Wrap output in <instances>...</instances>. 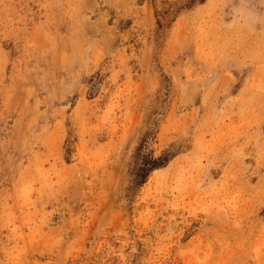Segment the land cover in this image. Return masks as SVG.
<instances>
[{
  "label": "rangeland",
  "instance_id": "obj_1",
  "mask_svg": "<svg viewBox=\"0 0 264 264\" xmlns=\"http://www.w3.org/2000/svg\"><path fill=\"white\" fill-rule=\"evenodd\" d=\"M0 264H264V0H0Z\"/></svg>",
  "mask_w": 264,
  "mask_h": 264
},
{
  "label": "trees",
  "instance_id": "obj_2",
  "mask_svg": "<svg viewBox=\"0 0 264 264\" xmlns=\"http://www.w3.org/2000/svg\"><path fill=\"white\" fill-rule=\"evenodd\" d=\"M145 142L147 141H143V143L138 147L137 149V160L140 161V166H139V172L137 173V177L139 178V180H145L147 179V177H149V175L155 171L156 169L162 168L165 164V160H154L152 159L149 155L144 154L142 152V149L145 146ZM141 183V181H140Z\"/></svg>",
  "mask_w": 264,
  "mask_h": 264
}]
</instances>
